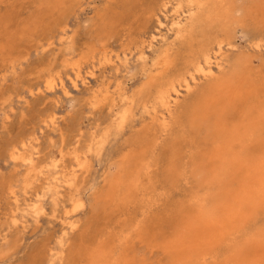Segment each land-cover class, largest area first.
<instances>
[{
    "label": "rangeland",
    "instance_id": "rangeland-1",
    "mask_svg": "<svg viewBox=\"0 0 264 264\" xmlns=\"http://www.w3.org/2000/svg\"><path fill=\"white\" fill-rule=\"evenodd\" d=\"M182 2L0 0V264H40L42 252L44 262L50 254L53 264H86L84 254L77 251L88 238L111 241L124 234L129 236L128 243L116 245L115 255L124 252L133 264H172L173 257L163 243L176 233L182 217L196 208L195 199L204 187H199L202 178L195 170L207 168L203 136L178 135L187 127L185 122L178 124V110L185 108L206 81L197 79L190 92L181 91L177 104L168 110L155 103L154 88L149 86L151 79H160L154 76L156 61L165 56L174 60L177 53L167 77L183 66V39L170 26L172 6L178 3L184 11ZM185 17L181 18L183 31L191 22ZM252 27L247 21L236 25L231 34L233 48L225 49L224 55L230 60L238 53L250 56L263 88L264 49L253 47ZM153 37L156 39L148 47ZM77 74L88 84L79 83L72 89ZM60 82L68 96L61 93ZM125 110L128 114L122 121L119 116ZM51 115L56 117L55 131L45 126ZM20 142L25 144L22 153L34 160L30 171L9 156L10 147ZM127 157L140 158L146 170L139 172L136 197L116 210L108 201L110 184L121 176ZM75 158L83 169L69 186L64 180L73 175ZM175 164L179 170L172 169ZM134 165L126 171L134 170ZM53 176L59 187L49 189L44 178L51 182ZM77 197L83 202L81 209L69 212V199ZM64 221L75 222L74 230L66 229ZM262 224L264 215L250 224L247 232ZM168 228L175 233L170 234ZM143 229L147 230L141 232ZM231 249L230 244L222 245L214 255L221 260ZM204 264H213L210 257Z\"/></svg>",
    "mask_w": 264,
    "mask_h": 264
},
{
    "label": "bare ground",
    "instance_id": "bare-ground-1",
    "mask_svg": "<svg viewBox=\"0 0 264 264\" xmlns=\"http://www.w3.org/2000/svg\"><path fill=\"white\" fill-rule=\"evenodd\" d=\"M184 1L185 3H182L185 4L186 10L182 11L181 6L178 3L175 4L171 8L172 16L170 19L171 28L175 29L183 39L181 44L184 48L181 53L184 61L183 66L178 73H173L172 77H167L165 75L169 72L173 61L178 57L177 53L173 55L174 60L165 56L161 61H156L154 63L156 69L154 76H159L160 79H151L149 86L154 88L153 99L155 103L164 110H168L172 105L177 104L179 97L182 95L181 91L190 92L197 79L206 81L205 86L191 97L185 108L178 110V124L184 122L187 124V127L183 126L184 128L180 129L178 135L186 137L185 134L194 133L203 136L202 139L206 141L207 148L202 155L205 156L207 168L201 170L202 172L199 169H193L195 173L196 171L200 173L199 177L202 178V182L198 177L195 180L198 183L201 182L202 185L198 186L201 188L203 186L204 192L195 199L197 206L192 209L193 211L191 210V213L183 217L180 215L183 220L180 219L182 220L181 224L180 222L177 223L180 227L176 230V233L168 228L170 234L171 232L175 234L167 241H165V238V242H162L163 248L173 257L172 264H204L209 257L213 264H264V224L247 232L249 225L264 215V87L260 88L262 81H260L259 73L252 66L250 56L238 53L233 55V59L230 60L224 55L227 52L225 49L233 48L231 34L234 33L236 25H245V21L253 25L252 29L254 31L251 36L253 47L264 49V0ZM162 6H165V4L163 3ZM182 17L191 21L184 31L181 27ZM157 22L162 25L160 21ZM155 39L156 37L152 38L148 47L152 45L151 43ZM138 59L142 60L141 57ZM79 83L83 86L88 84L86 78L77 74L71 81L72 89H77ZM59 84L61 93L68 96L69 92L65 86L61 82ZM149 86L146 90L149 89ZM48 88L51 91L53 86L50 85ZM127 114L126 110L121 111L119 119L123 121ZM161 119L162 125L165 126L166 118L164 115ZM45 126L55 131L57 128L56 117L51 115L45 122ZM180 137H178V140ZM24 148L25 144L23 142L12 145L9 156L12 161L26 166L30 171L35 163L31 156L22 153ZM177 158L180 159V157ZM177 158L173 157V159ZM196 164L193 166H196ZM132 165H134V170L126 171V168ZM144 166L146 165L143 164L140 158L135 160L134 157H127L124 170L119 174L121 176L113 178L110 184L111 190L108 201L116 210L119 204L127 205L132 201V196L136 197L134 193L139 187V172L141 169L145 172L146 168ZM175 166L176 164L172 165V169ZM179 167L177 163V168ZM54 168L56 167L54 166ZM82 169V163L77 161L73 175L70 178H65V183L72 186L75 183L76 173L82 171ZM176 170L173 172H176L177 175ZM34 172L38 173V171ZM31 173H33V170ZM54 177L56 176H53L51 182L44 178L48 181L47 184L50 185L49 189L59 187L58 180ZM9 192L15 200L16 195L11 187ZM69 200L72 204L69 212L73 213L81 209L83 204L81 199L77 197ZM103 205L104 203L100 208ZM36 209L38 211L41 208L39 206ZM182 215L184 214L182 213ZM152 222L153 220L151 224ZM62 224L70 231L76 227L75 222L64 221ZM176 226H173V229L177 228ZM170 228L172 229V227ZM147 229H143L141 232H145ZM239 236H243L241 242L236 241ZM144 237L142 235L141 238ZM109 238L111 239V237H108V240ZM128 239L127 234L117 236L115 239L112 238L111 241H96L88 238L87 242L80 245L81 247L78 248L77 252L78 255L84 254L83 258H85L86 264H133L124 252L115 255L116 245L123 246ZM136 239L139 243L140 238L139 240ZM160 241L162 240L160 239ZM150 244L154 245L153 243ZM225 244H230L232 249L219 260L214 255V250ZM52 257L49 254V259L44 262L46 257L45 253L42 252L39 263L53 264L54 259H51ZM75 259L74 256L73 260ZM73 260L71 259L72 262Z\"/></svg>",
    "mask_w": 264,
    "mask_h": 264
}]
</instances>
